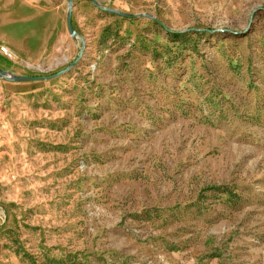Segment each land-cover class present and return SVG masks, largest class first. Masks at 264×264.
I'll return each mask as SVG.
<instances>
[{"label":"rangeland","instance_id":"374dc122","mask_svg":"<svg viewBox=\"0 0 264 264\" xmlns=\"http://www.w3.org/2000/svg\"><path fill=\"white\" fill-rule=\"evenodd\" d=\"M94 1L15 0L63 33L0 75V264H264V0Z\"/></svg>","mask_w":264,"mask_h":264},{"label":"crops","instance_id":"0c3cea01","mask_svg":"<svg viewBox=\"0 0 264 264\" xmlns=\"http://www.w3.org/2000/svg\"><path fill=\"white\" fill-rule=\"evenodd\" d=\"M36 19L32 3L0 0V47L6 46L11 52L10 58L0 53V70H21L24 62L34 68L54 58L55 34L58 31L62 38L63 32L54 23ZM8 86L16 88L17 84L0 79V90H15Z\"/></svg>","mask_w":264,"mask_h":264},{"label":"water","instance_id":"95a60500","mask_svg":"<svg viewBox=\"0 0 264 264\" xmlns=\"http://www.w3.org/2000/svg\"><path fill=\"white\" fill-rule=\"evenodd\" d=\"M73 0H69V9H68V14H67V26L69 29V32L71 34H75V31L73 29V24H72V17H73ZM94 1V0H93ZM94 3L99 6L97 4L96 1H94ZM151 19L157 21L156 18L154 17H150ZM0 75L4 78H7V75H9V73L5 70H0ZM45 79V77H29V76H21V77H16L15 80H19V81H36V80H42Z\"/></svg>","mask_w":264,"mask_h":264},{"label":"trees","instance_id":"16d2710c","mask_svg":"<svg viewBox=\"0 0 264 264\" xmlns=\"http://www.w3.org/2000/svg\"><path fill=\"white\" fill-rule=\"evenodd\" d=\"M156 24L162 26L164 28V31L166 32V34L168 36H170V38L172 39V41H179L180 38L182 36H184L186 34V32H177V31H172L170 29H168L165 25H163L161 22L156 21Z\"/></svg>","mask_w":264,"mask_h":264},{"label":"built area","instance_id":"2783aa9c","mask_svg":"<svg viewBox=\"0 0 264 264\" xmlns=\"http://www.w3.org/2000/svg\"><path fill=\"white\" fill-rule=\"evenodd\" d=\"M0 53L4 56V57H7V58H10L11 57V52H10V49L6 46H1L0 47ZM27 67H30L29 65H27Z\"/></svg>","mask_w":264,"mask_h":264}]
</instances>
